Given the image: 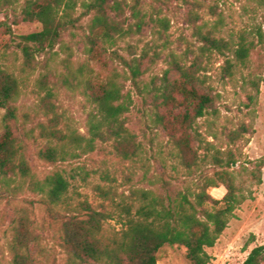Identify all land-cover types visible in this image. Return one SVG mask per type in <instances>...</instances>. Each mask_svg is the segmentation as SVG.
<instances>
[{
    "label": "rangeland",
    "instance_id": "374dc122",
    "mask_svg": "<svg viewBox=\"0 0 264 264\" xmlns=\"http://www.w3.org/2000/svg\"><path fill=\"white\" fill-rule=\"evenodd\" d=\"M147 2L160 10L153 20L149 17L140 33L128 35L109 49L105 64H89L95 81L116 73L124 93H130V108L124 117L135 135L137 151L130 157L123 156L115 141L109 140L98 142L94 150L75 158L56 162L41 158L40 150L51 143L42 133L43 126H49L53 117L51 109L42 102L49 88L54 91L50 98L54 110L61 115L59 126L68 125L67 128L87 135L88 116L94 105L86 94L88 74L78 71L87 61L84 41L67 32L62 38L64 45H58L54 54H41L27 63L2 26L0 67L22 81L15 127L18 143L24 146L36 180L43 181L47 175L60 171L70 182L68 195L73 201L88 200L99 209H114L112 198L116 202H133V191L140 188L163 195L176 193L200 176L213 174L218 167L214 156L225 160L233 153L237 161L230 170L248 197L235 210L216 244L207 248L211 256L208 264H243L254 247L264 245V166L261 182L257 183L251 174L258 162H264V5L255 0ZM14 20L12 12L0 6V22L10 25L14 34L41 29L38 22L21 17L17 23ZM208 34L226 40L228 48L211 46L204 39ZM243 41L250 52L241 63L235 50ZM113 50L117 53L113 54ZM131 53L142 58L138 85L127 79V69L119 57H129ZM66 58L70 62L65 63ZM174 62L184 67L195 65L198 88L213 97V107L196 123L194 146L199 157L190 169L181 164L167 130L156 117L169 111L161 104L162 84L181 79ZM253 80L259 82V91ZM3 115L0 108V133ZM29 130L32 132L28 135ZM31 180H0V264H13L19 235L28 244L29 264H90L69 255L62 243L65 210L51 209L44 194L30 187ZM209 192L222 198L226 189L220 186ZM104 227L107 235L119 230L118 218L109 219ZM18 251L23 249L19 247ZM158 257V264H192L184 247L165 245Z\"/></svg>",
    "mask_w": 264,
    "mask_h": 264
},
{
    "label": "trees",
    "instance_id": "16d2710c",
    "mask_svg": "<svg viewBox=\"0 0 264 264\" xmlns=\"http://www.w3.org/2000/svg\"><path fill=\"white\" fill-rule=\"evenodd\" d=\"M255 1L264 5V0ZM0 6L12 12L16 23L21 17L24 21L41 24L39 31L16 35L10 25L0 22V28L3 26L11 35L27 63L41 54H54L58 45H64L62 38L67 32L73 37L81 36L84 41L87 61L79 66L78 71L88 74L86 94L94 105V111L88 116L87 135L67 128L68 125L59 126L61 115L50 101L54 91L49 88L42 102L51 109L53 117L49 126H43L42 133L51 143L40 150L41 158L50 162L75 158L94 150L98 142L109 140L115 141L117 151L123 156L133 155L138 143L124 117L130 108V93H124L116 73L106 80L95 81L89 64L91 61L105 64L109 49L128 35L140 33L148 18L153 20L160 12L159 7L148 4L147 0H0ZM204 39L213 47L228 48V42L222 38L208 34ZM249 52V46L243 41L236 48L235 55L239 62L244 63ZM116 53L113 50V54ZM119 57L127 69V79L138 85L142 58L133 53L129 57ZM64 62H70L69 58ZM174 64L181 73V79L162 84L161 104L169 111L156 117L167 130L181 164L190 169L198 163L199 157L194 146L195 134L198 133L196 123L213 107V97L198 88L195 65L184 67L178 62ZM253 83L259 91V82L253 80ZM21 89L19 77L0 67V108L4 110L0 133V180L7 182L19 178L25 182L31 178L30 187L44 194L51 209L61 207L65 210L62 243L74 260L90 264H158L160 250L170 245L184 247L192 264L210 262L207 248L216 244L235 210L248 197L230 170L232 163L237 161L233 153H229L225 160L214 156L218 167L213 174L200 176L176 193L163 195L140 188L133 191V202H116L112 198L114 209H99L88 200L73 201L68 195L70 182L60 171L47 175L43 181L33 177L24 146L18 143L15 133ZM249 99L253 101V95L250 94ZM31 132L29 130L28 135ZM263 166L264 162H258L251 171L257 183L261 182ZM220 186L226 192L222 198H215L209 189ZM116 217L120 229L107 235L104 223ZM17 241L13 264H29L27 242L20 235ZM18 246L22 252L18 251ZM243 264H264V245L254 247Z\"/></svg>",
    "mask_w": 264,
    "mask_h": 264
}]
</instances>
